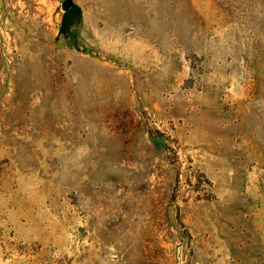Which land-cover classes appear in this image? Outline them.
I'll return each instance as SVG.
<instances>
[{
	"label": "rangeland",
	"instance_id": "374dc122",
	"mask_svg": "<svg viewBox=\"0 0 264 264\" xmlns=\"http://www.w3.org/2000/svg\"><path fill=\"white\" fill-rule=\"evenodd\" d=\"M0 0V264H264V0Z\"/></svg>",
	"mask_w": 264,
	"mask_h": 264
},
{
	"label": "water",
	"instance_id": "95a60500",
	"mask_svg": "<svg viewBox=\"0 0 264 264\" xmlns=\"http://www.w3.org/2000/svg\"><path fill=\"white\" fill-rule=\"evenodd\" d=\"M62 7L64 9H68V8L75 9V6L73 5V2L71 0H63L62 1Z\"/></svg>",
	"mask_w": 264,
	"mask_h": 264
}]
</instances>
